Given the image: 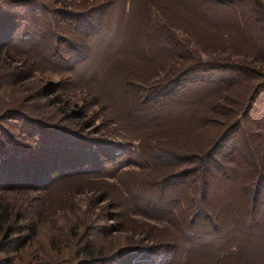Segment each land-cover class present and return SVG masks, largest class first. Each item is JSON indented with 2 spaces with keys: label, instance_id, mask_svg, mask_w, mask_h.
<instances>
[{
  "label": "rangeland",
  "instance_id": "1",
  "mask_svg": "<svg viewBox=\"0 0 264 264\" xmlns=\"http://www.w3.org/2000/svg\"><path fill=\"white\" fill-rule=\"evenodd\" d=\"M37 2L38 7L24 11L9 0L0 1V17L5 16L9 24L2 31L0 23V116L14 118L5 110L24 107L29 117L53 126L39 130L35 125L26 127L20 118L0 117L3 134L34 146L29 158L19 160L27 165L24 178L0 188V199L29 206L26 222L37 227V236L19 254L11 244L5 247L0 264H7L6 258L12 264H264V182H254L255 169L249 166L258 161L264 176V73L257 79L249 75L264 70V63L250 61L245 65L253 69L247 68L249 73H237L236 67L241 66H235L254 56L252 45L246 54L239 52L244 50L240 43L252 39L250 33H234L231 52H221L219 36H203L202 43L195 44L185 31H175L179 37L175 42L187 43L194 58L235 62L233 66L213 64L218 69H210L234 75L229 87L206 86L202 91L191 86L187 93L195 98L194 110L199 115L195 125H187L183 115L174 114L181 103L154 100L146 92L148 88L166 90L162 85L166 80L142 85L141 79L150 78L141 63L146 54L130 60L134 46L124 41L123 0ZM66 4L73 13L88 12L90 16L75 15L73 32H80L83 22H92L94 27L88 34L82 31L83 35L70 37V51L65 53L57 30H66L74 22L59 18L54 9L66 10ZM222 10L221 6H208L205 12L218 22L216 14ZM153 20L157 25L156 18ZM206 24L212 26L213 22ZM51 31L56 38L50 36ZM38 35L42 41H37ZM215 48L218 51L212 50ZM177 54L183 55L180 50ZM172 56L160 54L164 64L151 67L159 69L157 78L164 79L186 65L175 57L168 61ZM200 76L199 71L191 73L181 84ZM177 85L178 81L169 85V93ZM255 88L248 107V95ZM176 122L186 128L173 129L181 127H173ZM22 127L26 133L21 134ZM172 132L176 145L187 142L192 146L190 140L196 139L195 154L211 159V167L206 163L199 167L206 170L204 174L190 173L194 168L181 163L183 160L175 164L172 159L160 163L152 158V147L172 148L168 140ZM31 138L55 143L47 141L51 146H41L38 151ZM172 174L176 177L168 178L165 186L152 185ZM26 182L49 188L13 191L14 184ZM188 185L197 189L191 212L202 211L192 222V213L182 205ZM253 195L256 200L250 202ZM21 234L25 236L26 231ZM85 247L102 254L87 257Z\"/></svg>",
  "mask_w": 264,
  "mask_h": 264
},
{
  "label": "trees",
  "instance_id": "2",
  "mask_svg": "<svg viewBox=\"0 0 264 264\" xmlns=\"http://www.w3.org/2000/svg\"><path fill=\"white\" fill-rule=\"evenodd\" d=\"M5 1L6 0H0ZM63 1V0H58ZM200 2L196 0H123L122 2V9L123 14L125 13V37L124 41L125 43L129 42L134 46V49L129 52L130 60H136L137 54H146V57L144 60H141V63L144 64V67H146V71L149 73L146 75H150V78H144L141 79V82H143L142 85H145V83L154 84L158 83L159 81L163 80L166 82L162 85L166 86V90L163 89H150L146 92H150L154 98V100H171L173 102L181 103V105H178L177 107L180 109L179 112H175V115H183V119H185L184 123H187V125L192 124L195 125V118H198V111L195 109V98H192L189 95L188 90L193 87H200V90H204L206 86H212V87H222L225 86V88L229 87L232 83L235 81L234 75H229L226 70H210V69H218V68H212L211 66L217 65L221 66L220 64H225L222 66H233L235 62L229 61V59H224L223 62L221 61H203L201 59L194 58L192 54L190 53L189 46L187 43L185 45L177 44L175 40H178L177 33L175 34V31H185L186 35L190 39V42H193L195 44L202 43L200 39L204 36H211L216 35L219 36L217 38L218 41V50L221 52H231V40L234 38V33H244L249 32L251 35L250 40L242 41L240 45L244 50H241L239 52H243L246 54L249 50L251 45L253 49L250 51L253 52V58H250V60L243 61L242 65L236 64L235 66H241L236 67L237 73L243 71H247L250 69L249 67H246L245 65H248L251 62H253L256 65V62H262L264 63V0H200ZM9 2H12L15 6H18L19 8H22L24 11L25 9H31L33 7H38L39 3L37 0H9ZM18 4V5H16ZM203 5V6H202ZM183 6V11L180 10V8ZM211 6H221L223 7V10L216 15L220 18V21H214L216 20L214 17L210 19V15H208L205 10L207 7ZM6 9V8H5ZM66 10H59L54 9V13L59 17L63 18L69 21H73L74 23H69L66 25V30H64L60 25L58 27L62 28V30L59 31L60 34L57 35L58 40L62 43V52H68L70 51L71 44L70 37L83 35V33L88 34L90 32V29L94 27L92 22H83L79 24L80 32L76 33L73 32L72 28L75 25V15L80 17L83 15L84 18L82 19H88L90 16L88 12L82 13H73L71 11V5L66 4L65 7ZM142 9V10H141ZM132 10L134 11L133 14ZM158 11V14H157ZM157 15H156V14ZM23 14V12H22ZM160 15V17H158ZM56 16V18H57ZM153 18H156L158 21V24L155 25V22ZM232 21L233 27H230L228 25L227 19ZM5 16L0 17V23H1V30L4 31L7 29L9 24H6V21H4ZM58 19V18H57ZM214 19V20H213ZM213 22L212 26H208L206 23ZM187 22V23H185ZM4 23V24H3ZM182 23H184L182 25ZM54 26H57L54 24ZM190 27V28H189ZM235 27V30L232 28ZM55 29V27L53 28ZM27 31V30H26ZM44 31V30H43ZM41 33V31H40ZM196 33L197 35H195ZM8 34L6 39L7 41L10 39ZM50 36H53L56 38L55 34L51 31ZM85 41L87 39V36H83ZM42 36H37V41H42ZM183 41V40H182ZM185 42V41H184ZM177 44V45H176ZM233 47V45H232ZM57 48H61V45L58 44ZM206 49V48H205ZM178 50H180L183 55L177 57L179 54H177ZM206 49L205 51H207ZM212 50H216L212 49ZM216 50V51H218ZM43 51H46L45 54H50L45 47H43ZM65 52V53H66ZM149 52V53H148ZM215 52V51H213ZM60 53V51H59ZM160 54H171L173 55L168 61L176 59V62L179 61H186V65L179 67L176 69L177 73L173 76L171 75L165 77L164 79H159L157 73H160L158 68L161 66V64H164V60H160L159 56ZM243 54V56H245ZM145 56V55H144ZM167 61V60H166ZM165 61V62H166ZM173 61V60H172ZM184 61V62H185ZM141 65L140 67H142ZM151 67H158L156 70L152 69ZM143 68V67H142ZM172 68V67H170ZM223 68V67H221ZM248 68V69H247ZM144 69V68H143ZM250 70L253 71L251 68ZM201 73L200 77H195V79H192L189 81V78H187V82L185 85L182 86L181 83H184L185 77L191 73ZM210 73V74H207ZM261 73H264V70L260 69V72L257 71L254 72V74L251 72L249 75H254V79H257L258 77L262 78ZM161 74V73H160ZM153 75V76H151ZM264 75V74H263ZM147 77V76H144ZM178 81V85L174 86L175 90L174 92H170L171 86L175 82ZM259 81V80H257ZM257 81H253L255 84H257ZM193 83V84H190ZM253 83V84H254ZM261 83L264 84V78L261 81ZM134 83L130 82V85ZM148 85V86H149ZM146 86V85H145ZM187 86H190L189 88ZM193 86V87H191ZM145 90L144 88H141ZM258 88H255L250 94L248 95V107H249V101L254 97V94L256 93ZM163 91H166V94H161ZM229 91V90H225ZM141 99V97L139 98ZM144 101V99L142 98ZM180 106V107H179ZM28 107V106H25ZM32 107V106H30ZM24 110H5V114H11L14 116V118H9L6 115H1L2 118H9V119H17L20 118L19 121L23 123H26V127H30V125H35V128L39 130H46L50 127H53L51 125L46 124L41 119L35 120L34 118L29 117L25 114V108ZM243 121V120H240ZM35 123V124H34ZM241 123V122H240ZM173 127L176 125L181 126L178 124V122L173 123ZM236 127L234 124L230 128L233 130ZM22 133H26L24 127H22ZM181 128L185 129L186 127H175L173 129L180 130ZM229 128V129H230ZM228 129V130H229ZM3 129L0 125V188H4L7 186V182H13L16 183L17 181L24 178L25 175V167L27 166L24 161H21V164L19 162L22 158H29V156L33 153L32 148L34 149V146L29 144L27 145V142L17 141V139L11 135L3 134ZM38 131V130H36ZM34 131V132H36ZM30 132V133H34ZM37 133L32 134V136H35ZM175 132H172L170 134V142L173 144L172 148H163V147H152L153 150H150V154L152 158L158 159L161 163V160L163 163L169 162V160H173V162L176 164L179 161L183 160L181 163H188L190 165L191 169L190 173L197 172L203 173L206 172V170L200 169V165L203 164H209L210 160L205 159L202 155L203 154H195L194 147L197 144L195 141L196 139H191L190 142L192 143V146L187 144V142H182L181 144L176 145L175 137L173 136ZM23 136V135H21ZM22 139V138H20ZM33 139V138H31ZM167 139V138H166ZM36 145V148L38 151H41V146L48 145L50 140L46 139L43 140V138L33 139ZM62 142V141H59ZM55 141H52L51 144H54ZM45 149V148H44ZM232 151V149H230ZM237 151V150H234ZM240 151V150H239ZM180 154V156H179ZM239 154V152H238ZM179 156V157H178ZM32 157V156H31ZM262 158H260L261 160ZM251 161L248 160L247 163H250ZM48 163H52L54 166V162L50 161ZM249 166H251L253 169H255V174L253 175L255 179L254 182L256 183H262L264 182V176L260 175V170H262V165L259 164L258 161H252ZM211 167V165H210ZM258 173H257V172ZM257 173V175H256ZM200 174V175H201ZM176 175H169L165 176L164 179L160 180L158 183L155 181L152 182V185H159L158 187H163L167 184L168 178H175ZM188 179V178H187ZM263 180V181H262ZM262 181V182H260ZM188 181H186L187 183ZM166 183V184H165ZM190 183V182H189ZM27 184V185H26ZM26 184L23 185H15V188L13 191H18L19 193H23L28 189H34V190H43L46 191L49 187L46 188H35L39 186H32V183L29 184L26 182ZM40 185V184H39ZM43 186V184H42ZM194 191H197V189H194L192 186H187V197L184 198L185 202L182 203L184 206L183 208H186L188 210V213L190 214L191 218L190 221L192 222L194 216L197 214L199 215L202 211L198 207L197 212H191V207L194 206L192 200H194ZM256 197L253 195L250 198L251 201H255ZM181 201V200H180ZM245 202V198L243 199V203ZM203 203V202H202ZM250 205V204H249ZM248 205V206H249ZM245 207V206H244ZM29 206H15L12 202L1 200L0 199V252L6 251L11 244V248H13V252L16 254H19L24 249L27 248L28 244L33 241V239L37 236V227L29 224L27 221V218L25 217V213L28 211ZM181 208L184 212V209ZM184 221V220H182ZM181 221V223H183ZM190 224L191 222L187 220ZM186 222V221H185ZM187 223V222H186ZM182 226V225H181ZM26 231V234L24 236L23 233ZM54 246V245H52ZM91 248V247H90ZM85 247L83 249V253L86 254L87 257H96L97 254H102L101 251H97L93 248ZM7 255V254H6ZM9 258H6L7 264H12L13 261H9Z\"/></svg>",
  "mask_w": 264,
  "mask_h": 264
}]
</instances>
